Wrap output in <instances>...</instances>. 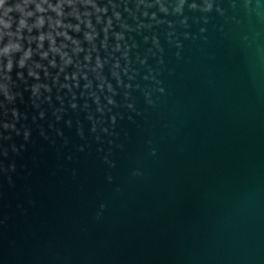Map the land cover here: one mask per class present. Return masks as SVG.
Segmentation results:
<instances>
[{
  "label": "water",
  "instance_id": "1",
  "mask_svg": "<svg viewBox=\"0 0 264 264\" xmlns=\"http://www.w3.org/2000/svg\"><path fill=\"white\" fill-rule=\"evenodd\" d=\"M23 2L0 264H264V0Z\"/></svg>",
  "mask_w": 264,
  "mask_h": 264
},
{
  "label": "clouds",
  "instance_id": "2",
  "mask_svg": "<svg viewBox=\"0 0 264 264\" xmlns=\"http://www.w3.org/2000/svg\"><path fill=\"white\" fill-rule=\"evenodd\" d=\"M46 2V0H41V3ZM5 3L6 0H0V12H2V15H0V38H2L5 35L8 36H12L13 34L11 33L10 29L12 28V24H13V19L10 15V13L13 11V9L11 8H5ZM30 3H34V0H24L23 4H17L15 6V11L19 12L21 14V19L19 20V26L17 28V34H19V32L28 27L26 21L27 18L33 16L32 12L27 11V6ZM36 11L37 12H43L44 9L42 8L41 4H36ZM43 25V20L40 19L37 21V25L36 26H42ZM29 31H31V29H29ZM41 42L44 40V37L41 36L40 37ZM20 49V45L18 43H12L11 40L9 41V43L2 49L0 50V56L5 57L8 59V63L6 65L5 70L7 72H11L12 70V61H11V55L13 53L19 52ZM31 57V50L29 49L28 51L24 52L23 58L20 60V67L24 66V63L26 60H28Z\"/></svg>",
  "mask_w": 264,
  "mask_h": 264
}]
</instances>
